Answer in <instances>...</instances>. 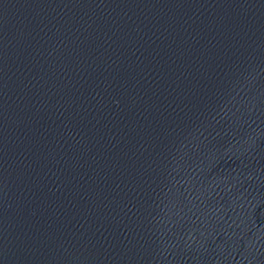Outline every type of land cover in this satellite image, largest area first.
<instances>
[{"label":"water","instance_id":"obj_1","mask_svg":"<svg viewBox=\"0 0 264 264\" xmlns=\"http://www.w3.org/2000/svg\"><path fill=\"white\" fill-rule=\"evenodd\" d=\"M0 264H264V0H0Z\"/></svg>","mask_w":264,"mask_h":264}]
</instances>
